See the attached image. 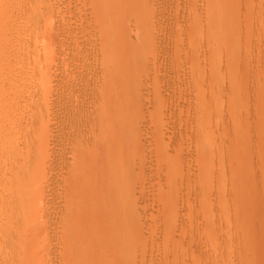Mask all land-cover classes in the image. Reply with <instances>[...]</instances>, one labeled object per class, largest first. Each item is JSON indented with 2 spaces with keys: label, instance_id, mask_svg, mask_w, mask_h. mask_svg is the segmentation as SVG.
<instances>
[{
  "label": "rangeland",
  "instance_id": "obj_1",
  "mask_svg": "<svg viewBox=\"0 0 264 264\" xmlns=\"http://www.w3.org/2000/svg\"><path fill=\"white\" fill-rule=\"evenodd\" d=\"M82 239L264 264V0H0V264Z\"/></svg>",
  "mask_w": 264,
  "mask_h": 264
},
{
  "label": "bare ground",
  "instance_id": "obj_2",
  "mask_svg": "<svg viewBox=\"0 0 264 264\" xmlns=\"http://www.w3.org/2000/svg\"><path fill=\"white\" fill-rule=\"evenodd\" d=\"M108 2V1H107ZM111 2V1H110ZM122 138V137H121ZM5 139V138H4ZM3 146V145H2ZM123 146V144H121L120 145V149L121 148H123L122 147ZM127 147V146H126ZM121 150H123V149H121ZM2 157V156H1ZM82 241V243H81V245H82V249H83V254H80V256L79 257H77V259L79 258V260H77V261H79L78 263L79 264H81L80 263V259H82L83 258V260L84 261H82L83 263L82 264H103V262H101L102 261V259H101V257H99V255L100 254H102V253H98V251H99V248L98 247H96L95 246V244L93 245V243H91V241H89L88 242V240H86V239H82L81 240ZM92 244V245H91ZM87 245H89V246H87ZM95 246V247H94ZM96 248H97V250H96ZM1 250V249H0ZM2 251V250H1ZM7 252V251H6ZM89 253V254H88ZM1 254V253H0ZM2 254H3V252H2ZM92 255V256H91ZM6 256V255H5ZM4 256V257H5ZM81 256H83L82 258H81ZM100 256H102V255H100ZM69 257H71V256H69ZM68 257V258H69ZM75 257V256H74ZM74 257H71V258H73L74 259ZM67 260V259H66ZM76 260V259H75ZM69 261V260H68ZM72 262V261H71ZM6 263H8V262H6ZM10 263V262H9ZM8 263V264H9ZM73 264H74V262H73Z\"/></svg>",
  "mask_w": 264,
  "mask_h": 264
}]
</instances>
